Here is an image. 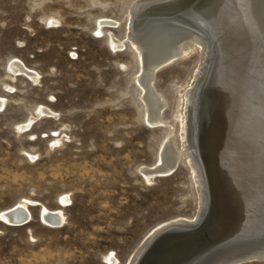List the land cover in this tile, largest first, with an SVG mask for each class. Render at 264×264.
Returning <instances> with one entry per match:
<instances>
[{
  "label": "rangeland",
  "instance_id": "1",
  "mask_svg": "<svg viewBox=\"0 0 264 264\" xmlns=\"http://www.w3.org/2000/svg\"><path fill=\"white\" fill-rule=\"evenodd\" d=\"M134 1L0 0V98L7 100L0 111V214L26 202L29 217L19 224L0 219V264H108L110 254L127 264L153 231L202 217L187 160L149 182L140 173L157 163L168 136L181 148L176 118L200 49L156 70L165 124L147 125L135 83L138 56L128 42L112 50L106 36L126 40ZM101 19L117 25L99 33ZM11 59L36 77L12 76ZM38 108L48 111L37 115ZM44 208L61 211L63 223L43 222Z\"/></svg>",
  "mask_w": 264,
  "mask_h": 264
},
{
  "label": "bare ground",
  "instance_id": "2",
  "mask_svg": "<svg viewBox=\"0 0 264 264\" xmlns=\"http://www.w3.org/2000/svg\"><path fill=\"white\" fill-rule=\"evenodd\" d=\"M128 20L126 40L116 39L109 31L107 41L112 50H121L128 42L136 52L138 100L143 106L144 121L151 127L165 124L166 102L154 87L156 70L194 48L200 49L199 66L183 94L182 112L176 118L182 127L181 148H176L172 136H168L157 163L140 168V173L149 182L157 175L170 174L185 159L201 194L200 216L207 200L205 196L210 199L207 194L210 192L218 205L222 203L219 207L223 214L236 222L264 219V0H135ZM97 25L100 33L103 26L117 23L101 19ZM209 65L210 72L214 67V74H210L207 83ZM8 72L12 76L20 72L32 79L36 77L21 62L12 59L8 62ZM6 101L0 98V111ZM36 111L39 115L48 110ZM30 121L17 129L28 127ZM41 210V220L45 223L58 226L65 220L61 211ZM27 211L26 202H22L18 208L1 213L0 219L19 224L13 223L14 219L27 218ZM184 220L192 222L181 219ZM187 226L168 224L153 231L127 264H170L178 248L171 242L173 238L161 244L146 260L140 256L166 229H188ZM256 244L243 245L234 252L264 253L263 248H255ZM104 259L108 264L119 263L112 254ZM227 259L228 255L216 256L210 264H222ZM183 262L180 264H203L196 256Z\"/></svg>",
  "mask_w": 264,
  "mask_h": 264
},
{
  "label": "water",
  "instance_id": "3",
  "mask_svg": "<svg viewBox=\"0 0 264 264\" xmlns=\"http://www.w3.org/2000/svg\"><path fill=\"white\" fill-rule=\"evenodd\" d=\"M210 70L211 65L206 71L207 83L210 80ZM207 194L210 199L205 196V200H207L203 207L202 217L195 224L189 226L188 229H175V227L166 229L157 241H153L142 252L141 260H146L154 255L157 248L164 242L171 240L170 238L174 239L171 242H175V246L178 247L175 249V256L170 264L184 263L183 261L194 256L201 262L203 261V264H210L216 256L218 258L223 257V255H228V259L222 264H237L253 259L264 260V253L249 252L244 254L240 253L239 250L234 252L235 248L243 245L264 242L262 240L264 238V219L258 222L252 220L248 223L236 222L234 218L223 214V209L219 207L222 203L218 202L220 203L218 205L212 194L210 192H207ZM28 219L29 217L22 220L14 219L13 223H23ZM164 236H166L165 239H163Z\"/></svg>",
  "mask_w": 264,
  "mask_h": 264
},
{
  "label": "snow or ice",
  "instance_id": "4",
  "mask_svg": "<svg viewBox=\"0 0 264 264\" xmlns=\"http://www.w3.org/2000/svg\"><path fill=\"white\" fill-rule=\"evenodd\" d=\"M99 35V34H98Z\"/></svg>",
  "mask_w": 264,
  "mask_h": 264
}]
</instances>
